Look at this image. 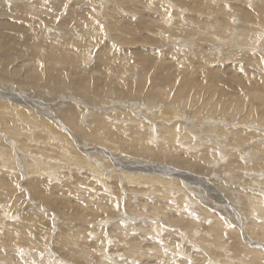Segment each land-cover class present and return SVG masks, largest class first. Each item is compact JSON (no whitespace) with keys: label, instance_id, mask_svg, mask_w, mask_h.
<instances>
[{"label":"bare ground","instance_id":"obj_1","mask_svg":"<svg viewBox=\"0 0 264 264\" xmlns=\"http://www.w3.org/2000/svg\"><path fill=\"white\" fill-rule=\"evenodd\" d=\"M122 1L124 3L130 2L134 5V11L129 13V16L134 18V23L130 27H126L120 22L118 15L113 13L111 23L115 32L113 36H109L108 40L103 36L101 25L95 22L93 19L94 16H91L90 11L85 8L86 5L83 4L81 0H0V79L7 82L11 81L13 84L31 87L36 92H34L36 95L31 92L34 96L27 97L28 100H22L29 105L27 106L28 108L22 104H19V106L16 105L19 100L12 101V97L10 98L11 101L2 100L0 98V132L2 133V135L0 133V141H6L5 143L7 145L13 144V150H15L16 154L23 152L26 153V155L30 154L31 156H37L35 159H24L31 165L30 167L33 168L32 174L36 176H48V174L57 176L55 173L58 174L60 169L63 170L70 167L69 169L75 170L76 168L80 170L81 163H85V154L78 153L79 151L77 152L75 150L74 142H76L77 146L84 148L86 144L82 138L86 135L87 128L95 125V123L98 126H102V130H106L109 123L113 124L117 120L124 119L122 123L115 124V132L108 128V136L111 134L119 140L134 141L139 147L144 148L147 154L151 155L155 152V147L150 149L151 144L149 145L148 143V138L151 134H149V130L153 132V124L151 122H160L165 119V117L168 119H175L177 116H181L180 121H182L179 127L177 124L166 122L158 124L155 128H158V132L161 133V136L165 141L167 140L168 143H170L171 149L180 147L176 144L179 135H182L186 140L189 138L188 141H192V143L196 140L197 145H204V148L201 147L203 148L202 150L196 151L191 157H188L189 161L186 163L182 162V164H184L185 168L188 170H194L197 166L199 171L209 172V165L207 162L214 155L210 149H213V147H215V149L217 148L212 144H216L219 148L224 145L231 146L233 143L239 141L236 139L240 138L239 132L237 136L234 129L232 132L231 129L226 130L223 126L227 122L223 125V123H220L221 120H227L230 124L245 122L249 117L251 118L255 114H258V106L261 108L264 106V90L262 92H253L250 97H248V93H244V95L241 96H228L224 84L215 81L216 71L208 69V73L206 72V75L202 76L200 69L203 68L200 65L202 62V56L200 55V38H213L215 40L213 44L216 46V49H218V46H220L222 42L225 43L224 45L230 44L233 48H236L237 44L235 43L236 39L233 32L239 28L240 36L252 41L253 34L251 33L252 30L250 29V25L253 27V24L258 23L260 26L261 20H264V0H175L176 2L171 0L174 5L178 6V9L175 10L166 6V0ZM113 2L116 1L113 0ZM137 2L143 3L146 13H143L141 9L143 7L140 8V4ZM171 8H173L172 5ZM61 15H63L62 19L59 18ZM1 18H13L15 21L18 20V22H10L8 19ZM169 18L171 20H169ZM233 19L239 23L234 25ZM204 29H207V31ZM254 31L256 30L254 29ZM161 33L169 35V42L175 44L174 40L177 39L176 43L191 45L194 43L196 49L188 51L189 56L184 60H179L173 53L161 51ZM239 41L240 39H238V44L240 43ZM38 43L46 44L47 47L36 48L32 51L27 50ZM230 54H232V52H230ZM44 56H48V58L44 59L43 62L39 61L37 58H32ZM243 58L247 59L248 65L252 64L254 60L258 62V57L256 55L247 54L244 55ZM89 61L92 62L91 65L87 64ZM184 61H188L189 64L187 66L183 65L182 63ZM134 73L140 74L137 79L133 78ZM201 78L206 79V82H201ZM67 89L74 92L73 94L76 98L78 97L80 99L79 101L83 100L82 102L87 105L97 107L104 104L105 106L102 107H110L113 104L119 105L121 104L119 102L123 103L124 101L127 107H119L117 112H113V110L95 112V120L97 121H93V124H91V121L87 126H84L81 124L82 119L80 116L84 104L79 101L72 99L67 100L65 107L60 109V106L62 107L63 104L60 98L57 101L51 102L40 100L43 99L40 96L45 93H57V96H59V91ZM152 92L156 94L160 100L155 99V102L143 101L144 108H141V104L138 101L141 99L148 100L147 98ZM102 97L108 98L109 100L95 102L96 98H100L101 100ZM249 99L252 100L253 104L250 103L247 105ZM165 100H167V106L163 103ZM32 101L35 103L33 104ZM53 102L57 103L55 104ZM138 103L139 107H136ZM257 103L259 104L256 105ZM160 107H163V109H160ZM177 107L179 109L183 108L184 112L180 111ZM187 108L193 109L194 112H192L197 117L196 119L189 117ZM134 112L137 114L140 113V115H136ZM209 113H213L214 116L209 115ZM222 113L229 114L231 117H238L239 120L233 121L224 118L222 117ZM15 114H18L17 118ZM142 115L144 118H141ZM49 116L50 118L46 119ZM144 119H146L145 122L148 121V123H145ZM259 122L260 125H263L262 119H260ZM216 125L220 126L227 136H224L225 134L223 133L221 135H215L220 134L218 132L220 129L213 127ZM30 126L34 127L31 128ZM96 128L99 130L98 127ZM61 129L63 132H61ZM26 130L31 134L28 135L29 133H26ZM67 130L70 133H68ZM34 131L43 133L34 134ZM246 132H249V130ZM99 134L100 132L96 133L97 136ZM233 134L235 135V140L231 138L234 136ZM182 136L180 137L182 138ZM30 137H33L35 142L34 145L30 142L32 140ZM86 138L87 137H85V139ZM108 139L110 142H119L113 139L111 140V138ZM103 140L105 139L102 138V141ZM167 141L165 143H167ZM207 141H210L212 144ZM14 143L16 144L15 148ZM103 143L104 142H102V144ZM0 146H2L5 153L10 151L9 147L6 145ZM123 146L129 149V151L136 148L129 142H126V145ZM253 146L254 148H259L258 151L264 154L263 148H260V146L264 147V144L256 143ZM113 148L115 149L116 147ZM168 148L169 144H166L164 147L158 149V151L165 152ZM251 149L248 150L251 151ZM106 151L109 150L106 149ZM230 151L226 153L229 154L232 152L231 158L235 162V164L232 163L233 165L231 164L230 166L237 167L238 161L234 160L236 159L234 156L235 150ZM236 152L238 151L236 150ZM35 153L41 154L39 156ZM239 153L241 152L239 151ZM95 154L96 153H94V155ZM4 156L5 155L2 154L1 159L6 161L8 168L7 172H9V170L13 171L14 163L10 162L8 159L5 160ZM89 156L91 157L92 155L89 154ZM92 158L95 157L92 156ZM107 158L100 157L99 160L96 159V162L95 159L94 162L89 159L91 161L87 162L86 167L91 166V170L92 168L94 170V175L104 177V179L102 178V182L106 184L108 191L113 190L114 192L110 194L106 192L104 193L105 195L101 196L103 198H108L107 202L114 204L117 203L115 201V196L118 195V188L116 189V186L113 187L114 182L109 180L113 178V176L109 173H105V170L103 171V169H107L105 167ZM55 162H59L60 164L58 165ZM99 162L100 164H98ZM49 163H51V165L55 163V166H51L55 167V171L48 169ZM63 163L67 165L60 166ZM0 165H3L2 161ZM127 165L128 167L132 166L128 163ZM133 165L135 169L143 167L137 165V163ZM40 169L43 170L41 171ZM30 171L26 174L30 175ZM7 175L8 174H6V176ZM156 175L157 174H155V176ZM123 176H130L139 181L141 178H144L140 174L132 175L124 173ZM145 178L152 180L156 177ZM108 180L111 181V183L113 182V186L110 185L111 183L108 182ZM157 181H169L168 183L173 186L175 180L156 178L155 183L162 184ZM6 182L11 183L12 181L8 178L0 177L1 188ZM33 183L36 185L39 184L37 179L36 181L33 180ZM163 184L165 185L166 183ZM153 186L154 184L149 188L150 193H160L153 188ZM207 187V190H209V187L213 186L207 182ZM161 192L162 194L159 196L162 199H169V196L173 197L172 195L176 194L175 192L172 193L169 191L168 188ZM198 192L201 191L198 190ZM251 196L246 198L251 223L248 226L245 225V227L264 230V223L260 222L262 220L258 221L253 217L258 214H264V203H261L263 197L257 195L258 198H261L258 199L257 196ZM9 197L10 196L7 195L5 196L7 200ZM181 199L179 207L183 208L185 200L183 197ZM130 200L132 201V199ZM97 204H99V202H97ZM152 206L153 208H151V210L153 212L162 213L159 208H156L155 204H152ZM169 209L171 212L177 210L174 205ZM1 210L4 218L10 217L12 214L16 215V211H11V207L8 205H3ZM64 212V214H66V210H64ZM205 212L207 213V211ZM9 224L10 222H7V219L4 224L2 222V227H4L6 231L3 240L0 239V244L3 242L5 253L0 252V256L2 255L4 257V264H20L22 260L20 249L25 239L30 246L31 244L36 245L37 242L32 236L41 238L43 236L41 233L44 229V225L37 222L33 228L30 229L28 225L29 228L24 224L22 229L24 235L21 233V240L19 239V241H17L16 234L18 232L16 229L19 230L20 226H22V222H15V224H17L15 230L11 228ZM36 232L40 234H36ZM218 236L219 234L216 235L217 238H219ZM255 256L257 257L258 254H255ZM15 260L20 263H16Z\"/></svg>","mask_w":264,"mask_h":264},{"label":"rangeland","instance_id":"obj_2","mask_svg":"<svg viewBox=\"0 0 264 264\" xmlns=\"http://www.w3.org/2000/svg\"><path fill=\"white\" fill-rule=\"evenodd\" d=\"M81 1L86 5L84 6L90 11L91 16H94L93 19L95 22L101 25L105 39L107 38L109 40V36H113L115 32L111 23L113 13L118 15L120 22L126 27H130L134 23V18L130 17L129 13L134 11L135 8L130 2L124 3L122 0H114L116 2H113V0ZM137 3L140 4V8L143 7L141 8L143 13H146L143 3ZM165 4L170 9H178V6L174 5L171 0H166ZM171 5L173 8H171ZM59 18L62 19L63 15ZM1 19H8V21L15 23L18 22V20L15 21L13 18ZM169 20L171 19L169 18ZM233 22L235 23L234 25L239 23L236 22L235 19H233ZM263 24L264 20H261L260 26L258 23L253 24V27L250 25V29L252 30L251 33L253 34L252 41L240 36V30L237 28V30L233 32L236 39L235 43L237 44L236 48H233L230 44L224 45L225 43L222 42L221 45L218 46V49H216V46L213 44V42H215L213 38H200V55L202 56L200 65L203 67L200 68L202 72L201 75H206L208 69L216 71L215 81L224 84L228 96H241L244 95V93H248V97H250L251 93L255 91L262 92L264 90ZM254 29L256 31H254ZM204 30L207 31V29ZM160 39L161 51L173 53L179 60H184L189 56L188 51L196 49L194 43L193 45L176 43L177 39H175L176 41L174 40L175 44L169 42L170 38L168 34L161 33ZM238 39H240L239 44ZM46 47V44L38 43L27 50L32 51L36 48ZM230 52H232V54H230ZM247 54L256 55L258 57V62L254 60L252 64L248 65L247 59L243 58V56ZM32 58H37L39 61L43 62L48 56ZM87 64L91 65L92 62L89 61ZM182 64L187 66L189 62L184 61ZM139 75L134 73L133 78L137 79ZM200 81L205 83L206 79L201 78ZM31 92H35L31 87L13 84L11 81L7 82L0 79V98L2 100H19L16 105L19 106V104H22L28 108L27 106L29 105L22 100H28L27 97L34 96ZM59 93V96H57V93H45L40 96L43 98L40 100L51 102L57 101L60 98V100H62L61 103H63L60 109L65 107L67 100H80L78 97L76 98L73 94L74 92H71L70 89L59 91ZM147 99L148 100L141 99L138 101L141 104V108H144L143 101L155 102V99L160 100L153 92ZM104 100L108 101L109 99L105 97H102L101 100L100 98H96L95 102ZM82 101L79 102L85 106L83 105L80 116L82 119L81 124L84 126H87L91 121V124H93V121H97L95 120V112H103L104 110H113V112H117L119 107H127L124 101L123 103L119 102L121 103L119 105L113 104L110 107H102L105 106L104 104L94 107ZM166 102L167 100L163 102L165 106H167ZM247 102L248 105L252 103V100L249 99ZM32 103L34 104L35 102L32 101ZM53 103L56 104L57 102ZM139 103L136 107H139ZM258 104L259 103L256 105ZM161 108L163 109V107H160V109ZM179 110L184 112L183 108ZM187 111L189 112V117L194 119L197 118L193 113V109L187 108ZM257 113L258 114H255L251 118L249 117L248 120L241 123L230 124L227 120H221L220 123H223V125L227 122L223 126L226 130L231 129L232 132L234 129L237 136L239 132L240 138L236 139L239 141L233 143L231 146L224 145L221 146V148L207 141L217 147L216 149L215 147L210 149L214 155L207 162L209 165V172H201L198 170L197 166L194 170H188L185 168L184 164H182V162L186 163L189 161L188 157H191L196 151L202 150L204 145L201 146V144H199V146L196 144V140L192 143V141H188L189 138L186 140L182 135H179L176 144L180 147L171 149L170 143H168L167 140V143H165L166 141L161 136V133L158 132V128H155L158 124L166 122L177 124L179 127V124L182 123V121H180L181 116H177L175 119H168L165 117V119L161 118L163 120L160 119V122H151L153 124V132L149 130V134H151L148 138V143L149 145L151 144L150 149L155 147V152L151 155L147 154V151L139 147L134 141L119 140L111 134L108 136V128L115 132V124L122 123L124 119L117 120L113 124L109 123L106 130H102V126H98L95 123V125L87 128L86 135L82 138L86 144L84 148L77 146L76 142H74L75 150L77 152L79 151L78 153L85 154V163H81L80 170L76 168L75 170L69 169L70 167L68 166V169L65 168L63 169L64 171L60 169L58 174L55 173L57 176H53L52 174H48V176H36L32 174L33 168H31V165L25 160L35 159L37 156H31L30 154L26 155V153L23 152L16 154L15 150H13V144L7 145L5 143L6 141L4 142L1 140L0 145L8 146L10 151L5 153L2 146H0V159L2 154L5 155V160L8 159L10 162L14 163V170H9V172H7L8 168L6 161L0 160V162H3V165H0V177H5L12 181L11 183L6 182L2 188L0 187V210L3 205H8L11 207V211H16V215L12 214L14 216L11 215L10 217L4 218L2 210L0 211V239L3 240L5 235L6 230L2 227V222L4 224L6 219L7 222H10L9 226L14 230L16 229L15 226H17L15 222H22V226L19 224V230L16 229L18 232H16L17 234L15 233L17 235V241H19V239L21 240L24 224L27 228L30 227V229H32L37 222L44 225L43 234L41 233L43 236L41 238L39 237L40 239L38 236H32L37 242L36 245L31 244L30 246L25 239L20 249V254H22L20 255L22 258L20 261L21 263L15 260L16 263L20 264H264V230L245 227V225L248 226L251 223L246 198L251 195H254L251 197L261 195V197H263L261 203H264V157H262L264 154L258 151L259 148H254L253 146L256 143L264 144V106L262 108L258 106ZM134 114L140 115V113L137 114L135 112ZM209 115L214 116L213 113H209ZM15 117L17 118L18 114H15ZM222 117L233 121L239 120L238 117H231L229 114L222 113ZM48 118H50V116L46 119ZM141 118H144V116L142 115ZM260 119H262L263 125L259 124ZM145 121L146 119H144V122ZM145 123H148V121ZM96 127H98L99 130H97ZM213 127L220 129L218 131L220 134L215 135L225 134L220 126L216 125ZM247 130H249V132H246ZM25 132L29 133L28 135L31 134L28 130ZM61 132H63L62 129ZM99 132L101 135L99 134L97 136L96 133ZM36 133L39 134L43 132L34 131V134ZM68 133L70 132L68 131ZM68 133L66 134L69 135ZM228 134L230 135L229 132ZM107 136L111 138V140L113 139L119 142H110ZM180 136H182V138ZM224 136H227V134ZM85 137L87 138L85 139ZM30 138L32 139L30 142L34 145L35 142L33 137ZM102 138L105 140L102 141ZM231 138L235 140V135ZM70 140L72 141L71 138ZM102 142H104L105 145L104 143L102 144ZM126 142L131 143L133 147L135 146L136 148L129 151V149L123 146L126 145ZM166 144H169L167 151H158V149L164 147ZM15 146L16 144L14 143V148ZM113 147L116 148L114 149ZM260 148L264 150L263 146H260ZM106 149L109 151H106ZM248 149H251V151ZM230 150H235L234 156L236 159L234 160L238 161L237 167L230 166L232 163L235 164L231 158L232 152ZM236 150L238 152H236ZM228 151L231 153H226ZM239 151L241 153H239ZM94 153L96 154L94 155ZM40 154L37 155L40 156ZM89 154L95 158H92V156L90 157ZM100 157H108L105 163L107 169H103V171L105 170V173H109L113 176V178L109 180L114 182H112L114 186L111 181L108 180V182H110V185L113 187L116 186V189L118 188V195L115 196V201L117 203L111 204L107 202L108 198H103L101 196L105 195L104 193L106 192L110 194L114 191H108L106 184L102 182L104 177L94 175V170L93 168L91 170V166L86 167L87 162L91 160L94 162V159L96 162V159L99 160ZM55 163L58 165L60 164L59 162ZM55 163H53L54 165L49 163L48 169L53 171L55 167L51 166H55ZM127 163L132 166L128 167ZM135 163L143 167L135 169L133 165ZM98 164H100V162ZM65 165L67 164L63 163L60 166ZM40 170L42 171L43 169ZM29 171L31 172V176L26 174ZM124 173L132 175L140 174L144 178L156 177L165 178L167 180L173 179L175 181L173 182V186L168 183L169 181H157L162 184H156V178H153V181L149 178H141L142 180L140 179L139 181L130 176H123ZM6 174L8 175L6 176ZM155 174L157 175L155 176ZM36 179L39 183L38 185L33 183V180L36 181ZM207 182L213 186L209 187L210 191L207 190ZM163 183L166 184L164 185ZM151 184H154L153 188L160 193H150L149 188L152 186ZM167 188L169 191L172 193L175 192L176 194L172 195L173 197L169 196V199H162L159 195L162 194L161 191L167 190ZM198 190L201 192H198ZM6 195L10 196L8 200L5 198ZM182 197L185 200L183 208L179 207ZM130 199H132V201ZM258 199L261 198L259 197ZM97 202H99V204H97ZM152 204H155L156 208H159L162 213L153 212L151 210V208H153ZM172 205L177 209L174 212H171L169 209ZM64 210H66V214H64ZM205 211H207V213ZM253 217L258 221L262 220L260 222L264 223V214H258ZM22 234L24 235V233ZM36 234L40 233L36 232ZM217 234H219V238L216 237ZM2 243L0 244V252L5 253L4 244ZM255 254H258V256L256 257ZM4 262V257L1 255L0 264H4Z\"/></svg>","mask_w":264,"mask_h":264}]
</instances>
